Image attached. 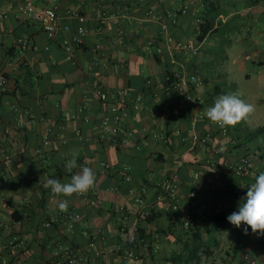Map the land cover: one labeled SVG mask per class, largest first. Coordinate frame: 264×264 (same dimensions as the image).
Returning a JSON list of instances; mask_svg holds the SVG:
<instances>
[{"label": "crops", "instance_id": "1", "mask_svg": "<svg viewBox=\"0 0 264 264\" xmlns=\"http://www.w3.org/2000/svg\"><path fill=\"white\" fill-rule=\"evenodd\" d=\"M16 3L0 0V7L7 10ZM56 5L62 18L59 25L69 30L59 31L54 41L38 25L13 16L0 19V71H5L10 86L8 93L0 94V145L13 158L10 167H0V263L55 264L53 254L59 245L83 253L95 236L92 264H250L249 258L264 264V235L253 233L243 222L237 228L227 220L241 204L234 195L241 179L232 175L231 167L247 156L254 172L264 173V98L252 99L234 83L240 74L250 80L249 63L264 67V0H56ZM179 9L186 13H179L174 22L169 14ZM205 18L216 20L215 30L199 42ZM222 26L223 37H215ZM81 27L86 35L78 45L74 38ZM168 38L198 53L177 51ZM25 39L38 51L28 50L16 62ZM219 45L227 49L224 67L210 77L205 65L211 61L216 66L212 52ZM178 71L195 75L202 83L193 89L190 101L175 92L166 96L158 88L169 73ZM230 86L254 111L235 126H226L228 132L223 134L206 117V110ZM97 89L106 93L102 101L96 98ZM119 90L128 95L113 98ZM138 97L142 99L139 112L131 107L136 116L130 123L135 142L124 148L96 142L98 124L107 109ZM50 127L59 137L45 144ZM6 128L12 131L8 138L3 133ZM159 135L167 142L156 138ZM207 137L209 148L205 149L199 140ZM73 153L79 166L92 168L95 185L86 198L54 196L44 184L50 178L70 182L80 171V167L65 171ZM102 162L115 170L129 167L132 182L104 172ZM173 174L180 182L179 210L157 202V192L151 190L144 219L143 215L135 218L144 241H159V253L127 260L123 251L115 250L122 244L121 209L136 214L137 207L123 190L153 186ZM64 199L81 220H60L49 231L44 225ZM220 212L225 229L218 230L211 218ZM188 214L193 222L186 228ZM196 231L205 245L198 253L200 262L185 263L184 256L190 254L184 244L192 242ZM13 239L25 242L24 248L5 250Z\"/></svg>", "mask_w": 264, "mask_h": 264}, {"label": "built area", "instance_id": "2", "mask_svg": "<svg viewBox=\"0 0 264 264\" xmlns=\"http://www.w3.org/2000/svg\"><path fill=\"white\" fill-rule=\"evenodd\" d=\"M77 3L83 2V0H74ZM179 13L185 14V9H179L177 13H170L169 18L174 22L178 19ZM70 16H76L69 12ZM16 18L18 21L38 25L47 35V37L54 41L58 37V33L61 30L68 31L69 28L61 27L59 25L61 16L58 14L56 0H17L15 6H10L7 10H4L0 7V19L7 20L10 17ZM78 17V16H77ZM80 23H84V18L78 17ZM157 21V20H156ZM162 28L168 30L166 23H162ZM86 35L85 28L81 27L78 30V35L74 38V42L78 45L82 43L83 37ZM69 42H65V45L68 46ZM168 43L170 46H174V49L177 51L187 50L192 52L193 55L198 53L197 49H193L190 46H185L181 43H175L172 38H168ZM37 52L38 48L30 40H22L19 50V55L16 58V62L21 61V56L26 51ZM262 82L264 84V73L262 75ZM202 86V83L197 76L188 74L185 71H178L169 73L165 82L158 85L160 91H162L166 96H169L172 93L181 94L185 100H192L191 92L195 88ZM9 80L5 71H0V94H6L9 92ZM128 95L127 91L119 90L116 95L112 97L117 99L124 98ZM106 96V93L102 89H97L96 98L103 100ZM142 104V99L140 97L133 100L130 104L128 102L115 103L112 104L101 118L98 124L97 135L95 136L96 142L109 141L115 147L124 148L136 140L135 132L131 126V122L136 121V116L133 114V110L139 112L140 106ZM133 110H132V108ZM204 114H199L198 118L202 119ZM218 126V125H217ZM219 127V126H218ZM223 134H227L228 130L226 127H219ZM4 137L8 138L11 136L12 131L9 128L3 130ZM77 136H81L82 133L80 130L76 132ZM147 134V132H145ZM57 132L53 128H48L45 135V144H49L52 140L58 139ZM156 138L161 139L163 142H167L164 136H157ZM200 141V145L208 149L209 148V138H203ZM12 155L8 150H6L2 145H0V167H10L12 165ZM100 168L106 173H116L122 178L124 183L132 182L131 170L129 167H122L120 170H115V168L107 162L100 163ZM232 175L236 178H240L241 182L239 186L234 190V195L237 199L243 201V198L246 196L247 188L251 184L255 183L252 180H255V177L259 173L254 172L252 161L249 157H241L232 167ZM155 190L157 192V202L164 203L168 206L169 210L178 211L180 208L179 205V193H180V182L178 175L173 174L166 178L163 182L157 183L155 185L141 184L138 187H130L126 190L125 196L131 200V203L137 207L136 214L134 211H128L126 208H122V216L119 228V234L122 238V244L119 245L115 250L120 253L124 252V255L127 260H138V259H147L152 255L159 253L161 246L159 241L156 239L155 242L144 241L140 235V224L137 223L136 217L143 219L145 217V212L143 209L146 205V200L149 192ZM120 193L122 190H115ZM86 195H73V197L86 198ZM9 209H13V205L8 206ZM135 214V215H134ZM202 217V214H199ZM66 221L68 223H73L74 221H80L81 215L71 212L69 209L67 212H61L59 209L57 212L50 218V220L44 225L46 229L51 228L53 222ZM193 222L192 214H188L185 219L184 226L189 228ZM1 226V225H0ZM98 238L92 237V240L88 246V249L83 253L78 250L72 249L70 247L59 245L57 250L54 252L53 257L55 264H92V258L90 256V250L95 248L97 245ZM25 242L18 239H13L9 241L4 249L17 252L23 249ZM100 254H96V257H99ZM250 264H255L253 258H249ZM0 264H7L6 261H2Z\"/></svg>", "mask_w": 264, "mask_h": 264}, {"label": "clouds", "instance_id": "3", "mask_svg": "<svg viewBox=\"0 0 264 264\" xmlns=\"http://www.w3.org/2000/svg\"><path fill=\"white\" fill-rule=\"evenodd\" d=\"M254 111L252 104L246 103L237 94L220 95L214 102V106L206 110V117L219 127L235 126L245 120ZM73 153L72 159L65 162V171L71 173L73 169L80 167V171L71 176L70 182L62 183L58 179H48L44 184L50 188L54 196L71 197L74 194L86 195L96 182V176L92 168L79 166ZM238 211L227 217L229 223L239 228L243 222L249 226L253 233L264 235V173L255 177V183L247 188ZM68 199L58 201V209L67 212ZM247 232V229H245Z\"/></svg>", "mask_w": 264, "mask_h": 264}, {"label": "rangeland", "instance_id": "4", "mask_svg": "<svg viewBox=\"0 0 264 264\" xmlns=\"http://www.w3.org/2000/svg\"><path fill=\"white\" fill-rule=\"evenodd\" d=\"M223 32H224V27L222 26L220 28V30L216 33L215 37L222 38ZM213 48H214V50L212 52L213 58L217 59L216 60V66L212 65L213 63H211V61L207 65H205L206 68L208 69V72H209L208 75H210V77H213L217 71H219V70L221 71L220 68L224 67L223 63H225L226 54H227V49H225L226 46L219 45V46H214ZM251 54L253 55L254 53L250 52V55ZM216 67H218V68H216ZM246 69H247V71H246L247 73H249V71H250L251 78H250V80H247L245 78L244 74H240V76L234 80V83H237V86L239 88L238 91H247V93L250 94V97L252 99H257V98L263 99L264 98V86L262 85L261 77L264 73V67L249 63L248 66L246 67ZM228 85H230V84H228ZM224 90H225L226 94H235L233 89H231V86L228 88H224ZM254 96H255V98H254ZM261 144H263V142ZM261 147H263V146L261 145ZM243 202L244 201H241V203H243ZM247 231H248V229H247Z\"/></svg>", "mask_w": 264, "mask_h": 264}, {"label": "trees", "instance_id": "5", "mask_svg": "<svg viewBox=\"0 0 264 264\" xmlns=\"http://www.w3.org/2000/svg\"><path fill=\"white\" fill-rule=\"evenodd\" d=\"M215 19H209V18H205L204 21L202 22L201 26H200V35L198 36V40L199 42H203L206 37H208V34H211L214 30H215ZM124 193H126V190H123ZM211 221L216 225V228L218 230L220 229H225V225L223 223H225V216L222 212L215 214L212 218ZM58 222H53L51 228H49V231H52L56 225L59 223ZM141 229H140V233H141ZM142 238V237H141ZM192 242H185V249L188 250L190 256L183 258V261L185 263L188 262H195V263H199L200 262V256L198 255L199 250L201 248H203L204 242L202 241L201 235L199 231H196L193 236H192ZM146 241V240H145ZM150 242V241H148ZM122 253V252H120ZM183 255V254H182ZM183 257V256H182ZM177 260H181L179 257H177Z\"/></svg>", "mask_w": 264, "mask_h": 264}]
</instances>
